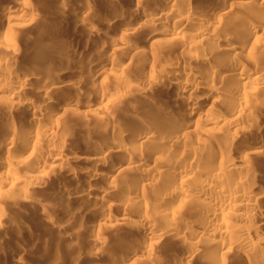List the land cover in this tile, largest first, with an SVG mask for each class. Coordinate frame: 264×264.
<instances>
[{
	"label": "bare ground",
	"instance_id": "6f19581e",
	"mask_svg": "<svg viewBox=\"0 0 264 264\" xmlns=\"http://www.w3.org/2000/svg\"><path fill=\"white\" fill-rule=\"evenodd\" d=\"M69 1L1 0L0 229L63 228L36 193L68 179L103 264H264V0Z\"/></svg>",
	"mask_w": 264,
	"mask_h": 264
},
{
	"label": "rangeland",
	"instance_id": "374dc122",
	"mask_svg": "<svg viewBox=\"0 0 264 264\" xmlns=\"http://www.w3.org/2000/svg\"><path fill=\"white\" fill-rule=\"evenodd\" d=\"M36 1H37V3H36V5H37L39 3V0H35V2ZM85 1L86 0H84V1H82V0H75V1L72 0L73 3L70 2V4L71 3L72 4L71 5L68 4V8L70 7V11L73 12V9L75 10V9H77L76 7L83 6L84 4H86L88 2V0H87V2H85ZM119 1H120V3H117L116 2L113 5L115 7H113V8L115 10L120 9V8H121V10L124 9L123 12L125 13V8L124 7H126V6H129L130 7V2H129V0H119ZM74 2L75 3L77 2L78 5L77 4L74 5ZM102 2H105V0L102 1ZM89 3H91V2L89 1ZM91 4H93V3H91ZM0 5H2L1 0H0ZM39 5L40 4H38V7H39ZM97 6H96V9L98 8L99 10H102L103 11V9H101V7H102L101 4H100L101 7H99V4ZM35 7H37V6H35ZM129 7L126 8V11L128 10ZM35 9H39V8H35ZM99 10H96L95 12L98 13V14H100L99 13ZM121 10L120 11L117 10V11L118 12H122ZM101 24H102V22H100V21L96 22V25L97 26L102 27V28H100V27L99 28L101 30H103V32L104 31H106V32H112V33L114 32V30H113L112 27H110V29H112V30L109 31L110 29H109V26L107 24H106V26H105V24H104V26H103V24L101 26ZM54 25L55 24H52V28L55 27ZM64 26L67 27L68 24H65ZM66 27H65V30H67L70 26H68L67 28ZM69 29H71V28H69ZM107 29H108V31H107ZM78 31L76 30V32H75L76 34L75 33L73 34L72 31L69 30L68 33H67L68 35H66V37H63L62 36L64 38V41H67L65 39L68 36L69 37L68 38V42H70L69 39H71V38H73L72 40L74 41V43L77 42L76 40L80 39L84 35L83 29H80L81 32L80 31L78 32ZM75 37L77 39H74ZM92 49L93 48H91V47H89L87 49V51H86L87 54H88L89 51L90 52L92 51V52L91 53L89 52L88 56H87V54L86 55H83L82 56V61L85 62V61H88V60L95 59L97 57V56H95L96 51L94 50L95 51L94 52ZM91 54H93V55H91ZM84 56H86V57H84ZM89 57H90V59H88ZM101 61H102V63H107L108 62V60L106 58H102ZM95 82L97 83V84L95 83L96 85H100V79H96ZM86 92H88V90H86ZM89 93H91V92L89 91L88 94ZM84 96H85V94H84ZM84 96H81L80 95L79 98H78V100L80 99V97L82 98ZM74 99H77V97L74 98ZM82 99H84V98H82ZM90 99H91V102H93L92 101L93 98H90ZM80 101H81V99L79 100V102ZM82 102H83V100L80 103H82ZM94 102H95V100H94ZM56 180H49V183H50V181H52L53 183L55 182V184H53L52 182H51V184H53V185L47 184L48 187H44L46 189L43 188L44 190L42 189L43 191L41 190L40 193L38 192V193H36V195H37V197L38 196L39 197L42 196L39 199H40V201H41V199H43L42 201L46 205L43 202H42V205L44 204V206L46 208L48 207L47 208L48 211H51V208L54 210V213L55 214L50 215V218H51V216H53V218L56 217L57 219L54 218V220H55V222L57 224L59 223V221H60L59 225L61 224V222L63 224L64 219H66V220L69 219V221L67 220L69 223L67 221H64V223H66V224H63V225L66 226V227H64L61 224L63 226V228L62 227L60 229L59 228H56V226L51 225V223H50V221L48 219H46L44 217L43 218L41 217V214L39 212V206L37 204H34V203H23V202L22 203H19V205L14 209V210H16L14 212H16L17 218H14V220H7L6 221V224L4 223V226L2 227V229H0V264H14V263L15 264H18V262H14L13 261V257H12V254L13 253H11V252L14 251V249H17V248L19 249L20 246H21V248L23 247L22 250L26 252V254H23V256L25 255V257H26V261L24 260V257H23V260L25 261V263L22 260L23 261L22 264H27V263L28 264H72L73 262H74L73 264H95V263L96 264H103L104 260L101 259V261H100L99 260L100 258L97 259L93 255H92L93 256L92 257L91 254L88 253V250L91 251V249H92V246H91L92 244L88 245V242L89 241L91 242V239L90 238L93 237L95 235V233L98 232L97 229L95 230V229L92 228V222L94 220V217H92V215L91 216H88L87 214H89V213H87V212H86V216H85V211L81 210L84 213V214L83 213L81 214V211L78 210V207L76 208V206H78L80 203H82V201H79L78 202L79 204L77 202L75 204V200H73V199H71L70 202H68L69 199L67 201L68 196L66 198L65 191H62L64 193V194H62V192H61L62 189L64 190L67 187L70 188L69 186H72L71 184H74V183H71V182H73L72 180L69 179L70 180L69 182L67 181L68 179H63V180L62 179H59L58 181H56ZM62 181H64V182H62ZM61 182L63 184L65 182L66 183H71V184L70 185L67 184L68 186L65 185V187H63L64 185L63 184H60ZM41 193H42V195H41ZM49 207H51V208H49ZM53 207L54 208H57L58 211L56 209H54ZM59 207L60 208L62 207L61 208L62 210ZM63 207L64 208H70L71 212L70 211H67V212H69V214H67L66 213V210H69V209H64ZM74 209L76 211H74ZM62 211H63V214H62ZM77 211L78 212L80 211V212L78 213ZM52 212L53 211H51V214H52ZM58 212H59V214H58ZM72 212H73V216L71 215ZM64 213H66L67 215H65ZM113 213H114V215L115 214L118 215L120 212H119V210L115 209V210H113ZM54 215H56V216H54ZM80 219L82 220L83 223L80 222ZM87 219H89V220H87ZM70 220H72V222H70ZM88 224H90L91 226H89ZM90 227L93 229V231L95 230L97 232L91 231V233H90V230H91ZM29 229L30 230L32 229V231L34 230L33 233L35 235H38V236H35L32 239L29 238L27 240L28 236H26V235H28ZM61 229L65 230V231H62ZM59 230L61 232H59ZM35 231L37 232V234L35 233ZM19 232H20V234H18ZM103 232H106V229L104 231H101V233H103ZM122 232H123L122 234H125L124 231H122ZM109 233H110V236H107V233H104V234H106L105 236L107 238H109L111 236H112L111 238H113L114 235H112V234H115V233L113 231H112V233L109 231ZM109 233H108V235H109ZM117 233L121 234V231H119ZM117 233L115 235L116 237L114 236L115 238L120 237V235H118V237H117ZM90 234H92V235L90 236ZM17 235L18 236L20 235V238H22L21 239L22 241L20 240L19 237H17ZM123 236L121 235L122 238H123ZM23 240H24V242H23ZM25 240H27V241H25ZM83 249H84V252L85 253L83 251H81L82 253L79 251V250H83ZM86 249H87V251H85ZM47 250L50 251V254H48L49 251H47ZM51 250H52V252H51ZM163 250H165V249H161L160 250L161 253L164 252V253H162L161 258H163V257H165L167 255V254H165V251L166 250L165 251H163ZM54 251L59 252L60 254H62L61 252H63L65 254V255L62 254L63 257H65L67 254H68V256L63 259L64 261H62V258L63 257H61V259L58 258V257H56L57 259L54 260L55 256H54V254H52ZM78 251L81 253V255L87 256V258L84 257V256H81L80 253H78L80 256H78V258H77V255H78L77 252ZM179 252L181 253V251H179ZM9 253H11V254H9ZM14 253H15V251H14ZM87 253L90 254V256L87 255ZM69 254H71V255H69ZM51 255H52V257H51ZM53 256H54V258H53ZM73 256L75 258H77L76 261H75V258H73ZM68 258L71 259V260H69ZM65 259L66 260H69V262L66 261ZM237 259H238V256H234L232 259H229L228 263L229 264H238L236 262ZM98 260L100 262H98ZM70 262H72V263H70ZM194 263L195 264H201L200 262H198V263H197V261L195 262V260H194L193 264Z\"/></svg>",
	"mask_w": 264,
	"mask_h": 264
}]
</instances>
